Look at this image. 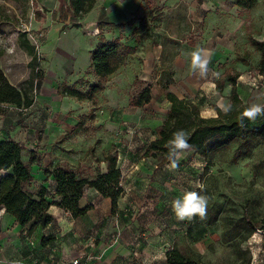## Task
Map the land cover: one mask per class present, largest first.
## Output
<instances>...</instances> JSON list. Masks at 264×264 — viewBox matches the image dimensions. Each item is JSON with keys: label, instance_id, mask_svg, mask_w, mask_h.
I'll list each match as a JSON object with an SVG mask.
<instances>
[{"label": "crops", "instance_id": "obj_1", "mask_svg": "<svg viewBox=\"0 0 264 264\" xmlns=\"http://www.w3.org/2000/svg\"><path fill=\"white\" fill-rule=\"evenodd\" d=\"M38 1H41L39 11H43L49 19L32 23L35 29L44 30V40L39 49L44 61L37 73L34 105L28 110H20L13 105L0 104V108L10 106L20 113L30 112L27 118L16 116L14 120L0 112V128L7 133H2L0 140L8 137L36 146L42 144L39 148L41 159L31 166L32 189L39 186L48 190L55 188L54 177L47 176L45 170L61 162L55 159L56 144L67 143L71 139L85 140L91 136L104 143L112 142L113 137L107 134L108 126H112L109 112L113 111V107L118 108L114 96L125 95L123 88L127 90L126 80L129 77L152 87V100L143 108L152 105L156 101L155 95L160 94L167 103V113L170 109L166 98L169 92L194 102L206 99L216 101L214 108L202 115L204 118H216V108L225 112L232 91V84L223 78L226 71L232 76L238 75L237 92L245 104L264 105V90L263 96L254 98L245 81L248 73L257 70L253 68L260 61V54L251 46L249 39L264 41V20L260 23L259 12L255 9L257 5L244 9L239 6V0H98L83 19L75 17L71 11L73 15L69 20L78 27L73 25L64 30L68 24L69 1ZM142 21L151 26L150 36L137 43L140 33L134 31ZM46 25L50 27L46 28ZM91 30H98L100 34H93ZM61 31L73 32L80 39L63 43L61 39H56ZM85 31L89 33L87 38H84ZM50 33H54L55 37L52 42L49 40ZM193 37L195 41L190 40ZM115 40L137 47V51L108 78L105 89L96 95L99 100L101 94H108L112 101L106 106L93 105L94 113L102 116L87 126L84 121L88 105L85 108V104L79 103L73 108L62 105L60 99L64 97L76 99L61 92L66 86L87 92L90 85L98 83L100 79L93 72L91 54L100 42ZM197 48H204L210 53V74L207 78H200L189 70L190 53ZM165 70L173 75L175 81L168 90L159 85ZM85 80H90V83H84ZM218 81L225 83L221 94L217 91ZM23 120L26 124L22 123ZM123 121L128 120L123 118ZM82 123V130L74 134ZM24 124L27 128H23ZM89 127L100 130L93 134L87 129ZM109 152L110 149H107L98 153V158L104 160ZM86 154V151L83 152L76 162H68L78 165ZM125 161L129 163L127 158ZM101 165V172H106L107 164L101 162ZM119 167L123 172L121 185L124 195L118 201L116 213L113 212L111 199L104 198L95 189L86 188L80 201L81 209L89 207L85 216L74 219L64 210L52 206L50 213L57 220V227L38 228L32 237H28L27 229L4 209L0 210V264H68L73 258H82L88 264H167L166 252L175 242L179 221L161 219L158 212H151L153 205L148 199L141 203V210H136V204L139 206L140 203L135 198V192H141L142 197L149 185V188L153 187V183H136L138 178L133 175L132 169L125 173L123 166ZM51 235H55L56 241L44 246L43 238Z\"/></svg>", "mask_w": 264, "mask_h": 264}, {"label": "rangeland", "instance_id": "obj_2", "mask_svg": "<svg viewBox=\"0 0 264 264\" xmlns=\"http://www.w3.org/2000/svg\"><path fill=\"white\" fill-rule=\"evenodd\" d=\"M39 4L41 5V1L38 0L18 2L0 0V67L11 83L21 89H29L31 81L36 82L38 70L44 61L39 50L44 40L42 37L44 30L32 27V23L36 21H41L43 18L49 19V16H44L43 11H39ZM256 5L255 9L259 12L261 23L264 20V0H259ZM71 13L68 4L66 14L68 24L64 30L74 25L73 21L69 20L73 15ZM49 27L46 25V28ZM91 31L93 34H100L96 30ZM59 34L56 39H61L63 43L80 39L74 36L73 32L68 34L67 31H61ZM88 34L85 31L84 38H87ZM54 38V33H50L49 40L52 42ZM190 40L195 41L194 37ZM29 47H34V57L30 55ZM33 58H36L34 67L31 66ZM258 74L257 70H253V73H248L245 78L248 83L250 76L257 77L256 88L248 85L254 98L263 96L264 80H259ZM89 81L85 80L84 83L89 84ZM126 82L128 88L127 90L123 88L125 95L120 93L114 96V102L118 108L113 107V111L109 112L108 119L112 126H108V132H106L113 137L112 142L104 143L98 138L92 139L91 136L85 140L71 139L67 143L56 144L55 159L61 161L58 164H65L81 176L93 179L102 171L103 159L98 158V153L110 149V152L120 159L119 165L123 166L125 173L132 169L133 175L138 178L136 183L141 185L145 182L153 183V187L149 188V185L142 197L141 192H135V198L139 201L138 204L140 203L139 206L136 204V210L137 208L141 210V203H144V199H148L150 205H153L150 211L158 212L161 219H176L170 202L181 197L186 190L199 191L191 187L193 181H199L204 185L203 194L210 197L207 217L203 220L197 217L192 221H179L174 248L192 255L199 260L200 264H248V262L264 264V234L257 231L248 237V230L241 224L245 211L258 221L264 215V141L258 142L248 152H240L236 146L221 150L213 156L211 162L192 152H186L179 159L178 170L168 171L167 166L170 161L161 164V156L144 157L150 141L155 137L158 138V129L166 119L167 103L160 94H156V101L152 105L139 110L131 107V98L136 97L146 84L139 79L132 80V77H129ZM107 83L108 80L104 82V84ZM32 95L34 97V93ZM60 100L62 105L67 104L72 108L78 103L85 104L83 108L88 105L89 110L86 112L88 115L85 116L84 122L89 126L97 121L98 116H102L95 114L92 106H106L111 103L112 97L101 94V99H96L95 103L78 102L67 97ZM215 102L206 99V101L195 103L202 110V115H205L207 110L214 108ZM0 110L5 117L13 120L16 116L25 119L30 113L26 111L20 113L10 106H1ZM123 118L128 121H123ZM25 121L23 120L22 123ZM25 124L23 128H27ZM87 129L93 134L100 130L91 127ZM2 133L7 134L3 132V128H0V137ZM8 136H10L9 133ZM19 143L25 148L23 157L25 163H29L32 156L36 160L41 159L42 152L39 151V148H42L41 143L37 144L38 146ZM44 146L43 148L46 147ZM85 151L86 157L78 165L68 162V160L72 162L80 160ZM126 158L129 163L125 161ZM194 160L201 161L203 167H192ZM147 174L148 176L145 177ZM53 246L54 244L51 245Z\"/></svg>", "mask_w": 264, "mask_h": 264}, {"label": "trees", "instance_id": "obj_3", "mask_svg": "<svg viewBox=\"0 0 264 264\" xmlns=\"http://www.w3.org/2000/svg\"><path fill=\"white\" fill-rule=\"evenodd\" d=\"M15 2L21 0H12ZM69 7L74 16L83 19L96 6L98 0H68ZM259 0H239V6L251 9ZM78 27V25H74ZM151 26L143 21L135 29L139 34L137 43L146 40L150 35ZM249 43L260 54L257 70L264 74V41L253 38ZM28 44V43H27ZM30 55L34 57V47H29ZM137 51V47L123 44L119 40L112 42L102 41L91 54L92 69L100 81L92 84L87 92L64 87L62 95L75 98L78 101H90L95 103L96 95L105 89L104 82L114 75ZM36 58H33L31 66L34 67ZM223 78L232 84L229 96L231 111L216 108V118H204L201 109L190 98H180L169 92L166 96L170 103V109L166 119L158 129V138L152 141L145 154V158L161 156V164L169 162L167 141L178 130H185L189 137V143L194 146L190 152L199 155L202 159L211 162L213 156L221 150L236 146L240 152H248L258 142L264 141V117H258L255 121H244V126H239L240 116L248 107L241 100L236 82L238 75L232 76L229 71L224 73ZM173 75L165 70L159 80V85L168 90L174 85ZM218 93H223L225 83L218 81ZM35 83L31 81L29 89H21L11 83L0 67V104L16 106L20 110H28L34 105ZM152 100V87L146 85L136 97L131 98L130 106L143 108ZM83 123L77 126L74 134L82 130ZM24 146L11 138L0 140V210L13 216L18 224L27 229V236L32 237L38 228L46 229L50 226L57 227V220L50 213V208L56 206L69 213L74 219L83 217L89 211V207L80 208V201L86 188L95 189L104 198L111 199L113 212L116 213L118 201L124 195L121 185L123 172L118 165V158L109 152L102 162L107 164V171L99 172L93 179L81 176L76 170H72L65 164H57L47 168V176H53L55 188L50 192L46 187H33V175L31 166L38 162L31 157L29 163L24 162ZM243 228L248 230V237L257 231L264 234V215L258 221L257 218L244 212L241 221ZM56 241L55 235L44 237V246ZM167 264H200L199 260L190 254H185L172 246L166 252ZM249 264V262H248Z\"/></svg>", "mask_w": 264, "mask_h": 264}, {"label": "clouds", "instance_id": "obj_4", "mask_svg": "<svg viewBox=\"0 0 264 264\" xmlns=\"http://www.w3.org/2000/svg\"><path fill=\"white\" fill-rule=\"evenodd\" d=\"M189 70L192 74L198 75L200 78H207L210 74L209 63L210 53L204 48H197L190 53ZM217 75L216 73H211ZM226 111H231V106ZM258 117H264V105L253 103L246 107L240 116L239 126H244V121H255ZM190 137L183 129L176 130L172 137L167 141L168 159L170 164L167 166L168 171L175 172L179 168V159L182 154L190 152L194 146L189 143ZM192 167L202 168L201 161L194 160ZM193 189L184 191L181 197L173 199L170 202V207L178 221H192L195 218L201 220L207 217L210 197L204 193V185L199 181L191 183Z\"/></svg>", "mask_w": 264, "mask_h": 264}, {"label": "built area", "instance_id": "obj_5", "mask_svg": "<svg viewBox=\"0 0 264 264\" xmlns=\"http://www.w3.org/2000/svg\"><path fill=\"white\" fill-rule=\"evenodd\" d=\"M97 32H99L98 30H97ZM38 48V47H37ZM258 77H259V80H264V74H258ZM249 80L250 81H248V85L250 86V87H257V77L255 76V77H253V76H250V78H249ZM120 161V159H118V165H119V162ZM50 192H52V190H49ZM172 247L170 246L169 247V249H171ZM168 249V250H169ZM68 264H88L86 261H84L82 258H73V259H71L70 261H69V263Z\"/></svg>", "mask_w": 264, "mask_h": 264}]
</instances>
